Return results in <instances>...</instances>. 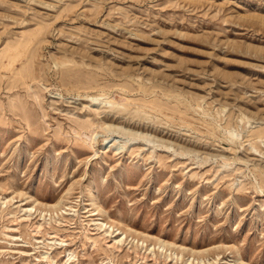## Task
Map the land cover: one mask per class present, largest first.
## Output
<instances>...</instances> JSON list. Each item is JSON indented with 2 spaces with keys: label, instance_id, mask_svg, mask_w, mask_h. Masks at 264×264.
Instances as JSON below:
<instances>
[{
  "label": "rangeland",
  "instance_id": "obj_1",
  "mask_svg": "<svg viewBox=\"0 0 264 264\" xmlns=\"http://www.w3.org/2000/svg\"><path fill=\"white\" fill-rule=\"evenodd\" d=\"M0 264H264V0H0Z\"/></svg>",
  "mask_w": 264,
  "mask_h": 264
},
{
  "label": "bare ground",
  "instance_id": "obj_2",
  "mask_svg": "<svg viewBox=\"0 0 264 264\" xmlns=\"http://www.w3.org/2000/svg\"><path fill=\"white\" fill-rule=\"evenodd\" d=\"M24 77H25V76H24ZM93 143H94V141H93ZM165 243H166V242L160 240L159 243H158V244H159L158 247H159V248H160V247H164V248H165ZM167 244L171 245V243H167ZM155 245H156V244H155ZM167 246H168V245H167Z\"/></svg>",
  "mask_w": 264,
  "mask_h": 264
}]
</instances>
